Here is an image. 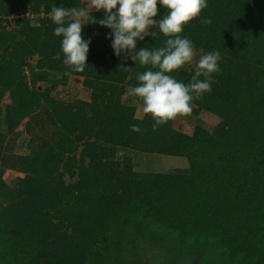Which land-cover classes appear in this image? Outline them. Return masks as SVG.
Returning <instances> with one entry per match:
<instances>
[{"label":"rangeland","instance_id":"1","mask_svg":"<svg viewBox=\"0 0 264 264\" xmlns=\"http://www.w3.org/2000/svg\"><path fill=\"white\" fill-rule=\"evenodd\" d=\"M82 2L0 0V160L26 159L23 170L0 174V204L18 200L11 191L37 166L48 184L63 185L64 208L74 198L80 203L73 222L88 243L87 264H264V252L224 237L264 230V0H208L184 27L194 59L172 75L189 83L196 62L212 51L220 52L219 72L191 113L156 131L127 96L148 68L114 55L110 29L98 23L103 10L82 28L91 40L87 67L65 75L50 12L86 8ZM166 14L160 9L153 19ZM164 40L145 36L137 50ZM113 183L139 201L120 208L122 201L95 191L110 193ZM12 254L1 248L0 264H15Z\"/></svg>","mask_w":264,"mask_h":264},{"label":"clouds","instance_id":"2","mask_svg":"<svg viewBox=\"0 0 264 264\" xmlns=\"http://www.w3.org/2000/svg\"><path fill=\"white\" fill-rule=\"evenodd\" d=\"M82 3L87 7L61 5L54 6L50 12L56 25L53 35L61 38L65 75L83 72L87 67L91 40L84 39L82 28L87 23H96L93 22V10H103L104 18L98 23L110 29L106 39L111 40L114 55L126 54L134 64L138 62L141 67L148 68L137 73L138 83L128 89L127 96L132 103L142 104L143 114L153 121V131L191 113L193 100L212 91L213 76L219 72V51L200 57L189 83L178 81L172 75L194 59L193 42L181 34L189 22L200 17L208 0H83ZM160 9L167 10V14L153 19ZM200 22L210 25L212 20L201 17ZM157 35L165 37L164 46L155 49L144 46L137 50L138 43L144 41L145 36L154 38ZM130 130L141 132L137 124L131 125Z\"/></svg>","mask_w":264,"mask_h":264},{"label":"trees","instance_id":"3","mask_svg":"<svg viewBox=\"0 0 264 264\" xmlns=\"http://www.w3.org/2000/svg\"><path fill=\"white\" fill-rule=\"evenodd\" d=\"M225 121H233L230 113L226 115ZM25 161L20 157H2L0 174L8 169L23 170ZM36 168L33 166L29 174L11 191L17 194L18 200L7 199L0 204V249L11 248L14 252L11 259L15 264H87L89 246L80 235L81 232L75 231L76 224L73 222L80 210V203L74 198L68 200L64 208L61 196L63 185L48 184L43 180L42 168ZM113 184L116 185L107 186L110 193H106L103 186L90 190L95 189L100 197L108 201L119 199L122 201L120 208L139 201V196L127 193V185ZM69 194L72 197L78 195V192L71 190ZM67 218L69 223L64 227L63 222ZM68 229H72L69 236L65 233ZM224 237L237 243L244 251L255 254L264 252V230L246 237L224 233Z\"/></svg>","mask_w":264,"mask_h":264}]
</instances>
